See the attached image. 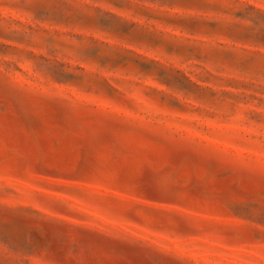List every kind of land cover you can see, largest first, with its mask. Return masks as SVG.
<instances>
[{"label":"rangeland","instance_id":"rangeland-1","mask_svg":"<svg viewBox=\"0 0 264 264\" xmlns=\"http://www.w3.org/2000/svg\"><path fill=\"white\" fill-rule=\"evenodd\" d=\"M0 264H264V0H0Z\"/></svg>","mask_w":264,"mask_h":264}]
</instances>
